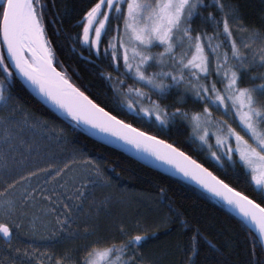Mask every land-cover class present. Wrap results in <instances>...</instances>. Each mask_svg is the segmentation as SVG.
<instances>
[{"label":"snow or ice","instance_id":"snow-or-ice-1","mask_svg":"<svg viewBox=\"0 0 264 264\" xmlns=\"http://www.w3.org/2000/svg\"><path fill=\"white\" fill-rule=\"evenodd\" d=\"M54 7V0H0V110L7 113L0 116V168L7 167L13 153L35 151L22 135L25 128L47 126L16 94L22 80L75 128L122 141L222 202L240 217L242 227L249 228L253 243L244 264H264V24L248 23L232 0H94L77 22L81 31L68 37L72 49L85 45L89 52L85 59L95 55L101 60L98 74L109 83L117 107L142 114L155 124L160 134H152L120 118V112L74 84L66 70H58L62 65L47 32L49 17L55 23L60 15L53 13ZM105 60L110 71L102 66ZM128 79L140 87L127 84ZM172 92L179 97L177 104L162 103ZM153 94L160 99L154 100ZM189 98L199 107L187 109ZM178 123L189 130L193 143L199 141L222 168L227 164L224 172L241 178L259 200L165 138L164 131ZM59 134L63 136L64 129ZM41 173L45 184L54 182L51 189L33 188L32 178ZM111 183L99 161L75 154L6 182L0 191V239L12 256L10 264H153L140 252L146 236L138 222L117 224L116 235L85 228L80 247L58 253L13 246L22 236L35 239L40 231L37 222L44 219L49 235L39 238L53 241V247L58 239L75 236L71 231L74 209L82 210L85 201L96 206L97 188ZM57 185L65 189L62 194L57 193ZM37 193L47 204L29 217L27 209L38 207ZM61 195L79 203H66ZM110 199L105 195L100 207ZM157 199L167 204L168 189L159 186ZM23 217H28L27 224ZM164 222L187 230L186 242L177 246V264H230L200 259L205 246L215 249L216 245L171 204ZM43 255L47 261L40 259Z\"/></svg>","mask_w":264,"mask_h":264},{"label":"trees","instance_id":"trees-1","mask_svg":"<svg viewBox=\"0 0 264 264\" xmlns=\"http://www.w3.org/2000/svg\"><path fill=\"white\" fill-rule=\"evenodd\" d=\"M56 7L52 9L53 13H60L55 17V23H52V17H49L47 26L48 38L54 49L56 59L59 65L58 70H66L71 81L76 84L87 95H90L98 103L105 104L120 112V118L126 119L133 126L140 127L150 131L152 134H160L158 127L149 122L147 118L129 111L126 107H117V101L112 99L113 93L109 83L98 74L97 66L101 65V60L92 55L89 59L87 46L77 45L76 50L72 49L73 41L68 37H74L81 29L77 27V22L82 18L85 10L94 2V0H54ZM238 5L240 12L245 20L253 25L261 26L264 24V0H232ZM62 21V22H60ZM83 55H80V53ZM95 61V64L91 63ZM102 66L109 71L107 60ZM127 84L134 87H140L132 79H128ZM16 94L21 98L27 110L39 120L47 121V126L40 125L37 128H25L24 136L31 137L33 143H43L42 139L51 141L55 144L61 142L67 155L77 153L84 158L99 161L112 183L110 187L96 190L97 204L92 206L89 201L84 202L83 209L77 211L74 209L73 217L75 223L71 229L75 236L67 235L59 240L53 247V241L40 239L38 235L35 239H24L21 237L20 247L26 248L30 242L41 244L44 253L60 252L64 249H75L80 247L84 241V229L90 231L98 230L101 235H116L117 224L123 222L131 225L138 222L142 234L146 239L142 242L140 252L146 261L153 264H177L180 259L178 245L186 242L187 230L180 228L178 224H168L164 218L168 215V204L182 214L183 219L189 224L198 225L212 243L216 245L215 249L204 247L200 259L208 261H229L230 264H244L249 259V250L253 240L249 236L248 226L242 227L240 219L227 210L217 201L197 191L196 189L183 184L180 181L164 176L154 170H151L135 160L127 157L106 144L90 136L83 127L75 128L67 117H61L57 113L49 110L40 104L19 81ZM154 100L160 99L155 94ZM179 100L176 92H172L161 102L169 106L177 104ZM121 105L123 101H120ZM187 109L199 107L189 98L185 105ZM7 113L0 110V116ZM64 129L61 136L59 130ZM190 132L182 124L172 126L164 131L165 138L170 142L178 143L183 150L193 155V158L203 163L214 173L226 178V181L235 185L238 190L245 191L250 197L259 200L258 195L248 189L243 180L234 177L231 172L225 173L223 168L214 159H212L206 148L200 146L199 141L195 143L189 139ZM30 141V139L28 140ZM50 141V140H48ZM43 167V165H40ZM43 176L33 177V187H43ZM91 185V184H90ZM164 186L168 189V203L161 204L157 199V188ZM19 188L20 186L17 185ZM57 188L59 186L57 185ZM92 185L89 186V189ZM0 191L2 189L0 188ZM62 190L61 192L63 193ZM61 194V193H60ZM107 195L110 201L103 207H100L99 201ZM66 200V199H64ZM46 202L37 198V209H27L29 217L33 213L39 212L40 205H46ZM70 203V202H69ZM79 203V201H71ZM70 203V204H71ZM99 208V211H97ZM25 223L28 217H23ZM42 221H46L44 219ZM147 229V231H143ZM252 232H254L251 229ZM49 235L47 232L46 235ZM43 236V235H42ZM259 248V241L256 242ZM21 259L20 257H18ZM48 257L45 255V261Z\"/></svg>","mask_w":264,"mask_h":264},{"label":"rangeland","instance_id":"rangeland-1","mask_svg":"<svg viewBox=\"0 0 264 264\" xmlns=\"http://www.w3.org/2000/svg\"><path fill=\"white\" fill-rule=\"evenodd\" d=\"M217 116L218 118H221V119L224 118L222 116H219V114H217ZM231 122L232 121H230V123ZM233 126L236 127L235 124H233ZM237 130L239 131V128H237ZM26 133L28 132H26L25 130L24 133L22 134L24 139L26 141L30 139V141L28 142L33 141V139L31 140V137L27 138L24 136ZM210 135H211V132H210ZM51 138H48L47 141L45 142L42 139L43 143H40L39 141L36 143L31 142L34 144V147H35V151L33 152L32 155H28L27 153H24L23 155H21L18 152V153H13L9 157L7 167L0 168V188L2 190L5 187L6 182H14L16 178L22 175H27L30 171L38 170L39 168H41L40 165H43V167H45L53 163H61L64 160H67L68 158H70L72 155L77 154V153H72L70 155L69 154L67 155V152L61 145V142H58L57 140V142L54 144L51 141ZM210 142L213 144L215 143L214 137L211 138ZM20 152H23V150L20 149ZM77 156H82V155H77ZM52 183L54 182H51L48 184L43 183V188L51 189ZM89 186L91 185L89 184ZM33 188L35 189V188H40V187L37 186ZM62 190H65V189H62L60 187L57 188V193L62 194L61 192ZM45 194L47 195L48 193H45ZM17 195H19V193H17ZM38 197H39V193H37V198ZM53 199H55V196H53ZM61 199H65V197L61 195ZM45 202H46L45 204H47V201ZM65 202L71 203V201H67V200H65ZM37 224L40 229L38 235H41V236L46 235L47 231L44 228V224H46V221L45 222L38 221ZM20 243H21V238L20 240L13 241V246L20 247L21 245ZM28 244L29 245L26 248L29 250V252H31L32 248L34 247L38 250V253H44V251L41 250L43 249V246H41V244H38V243L35 244L34 242H30ZM11 259H12V256L8 253L7 246L3 243L2 239H0V264H10ZM16 259H19V258L17 257ZM40 259L42 261H45V255L41 256Z\"/></svg>","mask_w":264,"mask_h":264},{"label":"water","instance_id":"water-1","mask_svg":"<svg viewBox=\"0 0 264 264\" xmlns=\"http://www.w3.org/2000/svg\"><path fill=\"white\" fill-rule=\"evenodd\" d=\"M6 52V49H5ZM9 63H11V61L9 60ZM21 84L28 90V92L43 106H45L46 108H48L49 110L57 113L58 115H60L61 117H65L61 112L55 110L50 104L46 103L39 95H37L34 91H32V89H30L22 80L20 81ZM84 128V127H83ZM86 130V132L94 137L95 139L99 140L100 142L106 144L107 146H109L110 148L123 153L124 155H126L127 157L135 160L136 162L140 163L141 165L154 170L164 176L170 177L172 179H175L177 181L182 182L185 185H188L194 189H196L197 191L203 193L204 195L212 198L213 200L217 201L218 203H220L222 206H224L227 210H229L232 214H234L235 216H237L239 219L240 217L234 213L233 211H231L230 209H228L222 202L218 201L216 198L210 196L209 194H207L206 192H204L202 189H200L198 186H196L194 183L186 180L185 178H183L179 173H176L173 169H170L168 166L166 165H161L160 162L155 161L153 158L148 157L144 154H140L137 153V151L134 148H131L128 145H124L122 141H118L113 137H105L103 134H99L96 133L95 130L94 131L96 134H98L99 138L91 135L88 132V129L84 128ZM255 232V229H252ZM258 235V234H257Z\"/></svg>","mask_w":264,"mask_h":264},{"label":"bare ground","instance_id":"bare-ground-1","mask_svg":"<svg viewBox=\"0 0 264 264\" xmlns=\"http://www.w3.org/2000/svg\"><path fill=\"white\" fill-rule=\"evenodd\" d=\"M88 132H89L91 135H93V136L99 138L98 134H96L94 131L88 129Z\"/></svg>","mask_w":264,"mask_h":264}]
</instances>
